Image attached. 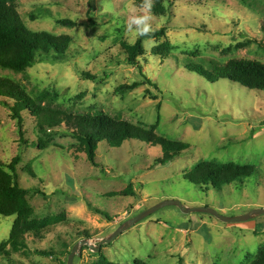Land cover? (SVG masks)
<instances>
[{
  "label": "rangeland",
  "instance_id": "rangeland-1",
  "mask_svg": "<svg viewBox=\"0 0 264 264\" xmlns=\"http://www.w3.org/2000/svg\"><path fill=\"white\" fill-rule=\"evenodd\" d=\"M136 1L15 0L30 31L67 34L74 44L56 63H40L25 73L0 69V76L21 83L31 94H59L56 107L61 110L157 126L158 135L189 143L190 149L171 164L158 166L163 156L159 146L137 140L121 148L102 143L98 166H93L86 154L72 149L76 141L65 125L41 135L36 120L25 112L21 142L17 122L0 106V161L9 164L21 156L19 183L31 190L28 198L37 219L65 217L38 235H28L27 248L16 252L7 247L9 255L1 253L0 264H68L86 233L97 247L123 223L167 200L227 217L264 208V91L226 79L211 83L190 71L191 66L215 71L232 59L264 63V0H175L166 16L152 13L153 28H167L166 38L144 42L141 69L127 63L122 48V42L134 44L139 38L126 31L133 8L143 14ZM32 15L43 17L33 21ZM58 19L77 25L61 26ZM165 42L172 47L169 56L154 55L153 48ZM135 83L139 86L133 91H117ZM205 161L253 165L257 172L223 191L202 189L184 174ZM14 221L0 217V248ZM262 247L264 215L227 224L206 213L185 214L168 206L100 251L85 246L73 264H99L103 258L115 264H251Z\"/></svg>",
  "mask_w": 264,
  "mask_h": 264
},
{
  "label": "trees",
  "instance_id": "trees-1",
  "mask_svg": "<svg viewBox=\"0 0 264 264\" xmlns=\"http://www.w3.org/2000/svg\"><path fill=\"white\" fill-rule=\"evenodd\" d=\"M142 2L143 0H137L136 5L140 7ZM174 3L175 0H155L153 15L166 16ZM42 17V15L40 17L32 15V20L35 21ZM56 23L65 27H76L77 25L75 21L68 19H58ZM166 32L167 28L163 27L155 30L151 36L139 37L134 44L122 42L127 63L140 68L139 59L146 53L144 42L148 39H164ZM73 44L74 38L67 34L54 35L49 32L30 31L18 11L15 0H0V69L25 73L40 63H56L59 59L66 57ZM262 48L264 50V46ZM171 51L172 47L169 42L153 48L154 55L163 58L168 57ZM190 71L211 83L226 79L250 90L264 91V63L257 60L232 59L215 71L206 70L201 66H191ZM82 76L88 80L95 79L88 73H82ZM138 86L137 83L123 85L117 91L120 93L133 91ZM58 98L59 94L46 90L31 94L21 83L12 78L0 76V106L17 122L21 142L25 135L23 114L28 112L36 120L37 130L41 135L47 136L65 125L71 137L76 141L72 149L77 154H86L93 166H98L97 152L102 143H107L111 148H121L127 141L137 140L153 147L159 146L163 156L157 161L158 166L171 164L191 147L189 143L172 141L158 135L157 126L144 128L104 113L96 115L69 113L56 107ZM20 163V155L9 164L0 161V217L15 218L10 237L0 248V254L5 255H9L7 247H11V250L16 252L27 248L26 237L28 235H38L50 226L61 223L65 218L64 215L45 219L36 218L35 208L28 198L31 190L23 188L19 183L18 166ZM27 170L34 176L31 165ZM256 172L257 169L253 165L205 161L185 173L184 179L202 189L212 188L216 191H223L234 184H243ZM129 193L131 195L134 193L132 188ZM94 211L107 216L98 209ZM84 237L91 239L88 233ZM37 253L42 256L53 255L45 251ZM99 264L115 263H110L103 258ZM133 264L149 263L137 260ZM251 264H264V247L259 249Z\"/></svg>",
  "mask_w": 264,
  "mask_h": 264
},
{
  "label": "water",
  "instance_id": "water-1",
  "mask_svg": "<svg viewBox=\"0 0 264 264\" xmlns=\"http://www.w3.org/2000/svg\"><path fill=\"white\" fill-rule=\"evenodd\" d=\"M168 206L178 207L185 214L206 213V214H209V215H211V216L217 218L218 220H220L224 223H227V224L245 223V222L251 221L256 216L264 215V208H259V209H254V210L250 211L249 213H247L243 216L227 217V216H223L218 211L211 209V208H207V207L189 208V207H186L184 204H182V202H180L178 200H167V201H163V202L159 203L158 205L154 206L153 208L148 209V210L140 213L136 217H134V218L126 221L125 223H123L114 233H112L110 236L101 240L97 247L92 245L90 243L91 241L89 239L81 240L80 242H78L75 245L72 252L70 253L69 258H68V264L74 263V259H75L76 255L77 256L80 255L81 250L85 246H88L91 250L100 251V249L103 245L111 244L120 235L127 232L128 230H130L131 228H133L134 226H136L137 224H139L143 220L147 219L148 217H150L151 215H153L157 211H159L165 207H168Z\"/></svg>",
  "mask_w": 264,
  "mask_h": 264
},
{
  "label": "clouds",
  "instance_id": "clouds-1",
  "mask_svg": "<svg viewBox=\"0 0 264 264\" xmlns=\"http://www.w3.org/2000/svg\"><path fill=\"white\" fill-rule=\"evenodd\" d=\"M155 6V0H143L140 9L143 14L137 15L136 9L133 8V14L129 16L126 22V31L134 33L138 37L151 36L155 29L152 26L153 20L152 9ZM147 43V42H145Z\"/></svg>",
  "mask_w": 264,
  "mask_h": 264
}]
</instances>
